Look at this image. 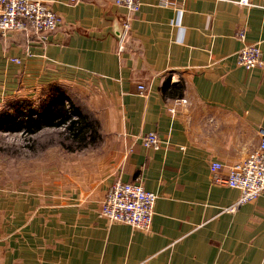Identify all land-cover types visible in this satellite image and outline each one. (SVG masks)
I'll return each instance as SVG.
<instances>
[{
    "label": "crops",
    "instance_id": "1",
    "mask_svg": "<svg viewBox=\"0 0 264 264\" xmlns=\"http://www.w3.org/2000/svg\"><path fill=\"white\" fill-rule=\"evenodd\" d=\"M43 1L59 19L47 42L0 34V96L67 90L110 159L58 165L56 193L0 192V264H264V194L237 206L214 180L260 144L264 0H140L132 16L116 0ZM241 30L256 68L237 63ZM118 180L157 195L150 231L100 217Z\"/></svg>",
    "mask_w": 264,
    "mask_h": 264
},
{
    "label": "built area",
    "instance_id": "2",
    "mask_svg": "<svg viewBox=\"0 0 264 264\" xmlns=\"http://www.w3.org/2000/svg\"><path fill=\"white\" fill-rule=\"evenodd\" d=\"M116 5L127 10L129 16L136 14L141 7L140 0H116ZM58 23L57 14L43 0H0V34L2 35L30 30L40 41L47 42ZM126 31L127 25L125 34ZM237 38L244 43L237 53L238 65L246 69L260 66L261 48L258 45L245 43L244 30L237 33ZM139 88L144 89L143 86ZM183 102L185 103V100ZM171 112L174 114L175 110ZM259 136L260 144L255 151L246 159L229 166L225 177L214 179L216 184L228 186L239 192L237 206L254 201L264 194V129L259 130ZM141 142L145 147L153 149H158L161 145L155 133L142 137ZM224 167L222 163L214 162L211 169L216 173ZM156 201L157 195L146 191L142 183H126L118 180L107 191L99 214L109 225L125 224L135 230L148 232L155 215Z\"/></svg>",
    "mask_w": 264,
    "mask_h": 264
},
{
    "label": "rangeland",
    "instance_id": "3",
    "mask_svg": "<svg viewBox=\"0 0 264 264\" xmlns=\"http://www.w3.org/2000/svg\"><path fill=\"white\" fill-rule=\"evenodd\" d=\"M45 91L46 89L35 88L21 91L17 95L0 96V115L7 108L10 109L8 113L12 114V109L14 110L17 106L26 107V112H28V106L31 107L29 111L40 108ZM24 100L28 102L26 105L23 103ZM24 118L26 114L21 113L16 120ZM9 121V117L0 121V192L4 194L14 191L56 193L61 189L56 180L58 165L73 160L77 161L76 164L83 162L91 164L95 161L110 159V154L104 149L103 139L95 147L78 153H69L61 145L63 141L60 136L61 130L48 128L30 137L21 132L12 131L15 121ZM40 173L45 179L39 180Z\"/></svg>",
    "mask_w": 264,
    "mask_h": 264
},
{
    "label": "trees",
    "instance_id": "4",
    "mask_svg": "<svg viewBox=\"0 0 264 264\" xmlns=\"http://www.w3.org/2000/svg\"><path fill=\"white\" fill-rule=\"evenodd\" d=\"M20 33L32 32L24 30ZM43 99L41 107L35 108L34 112L29 111L31 109L29 106L26 112V107L16 105L17 107L12 109L13 113L10 114L8 113L10 109L7 108L1 112L0 121L9 117L10 121L14 122L19 114L25 113L26 118L18 119L13 123L12 131L33 137L48 128L59 129L63 138L61 145L69 153L85 151L101 142L98 123L86 117L70 92L61 87L47 89ZM23 103L26 105L28 102L24 100Z\"/></svg>",
    "mask_w": 264,
    "mask_h": 264
},
{
    "label": "water",
    "instance_id": "5",
    "mask_svg": "<svg viewBox=\"0 0 264 264\" xmlns=\"http://www.w3.org/2000/svg\"><path fill=\"white\" fill-rule=\"evenodd\" d=\"M126 30V25L119 20H116V24L113 26V36L116 38L118 43H121V41L124 38Z\"/></svg>",
    "mask_w": 264,
    "mask_h": 264
}]
</instances>
